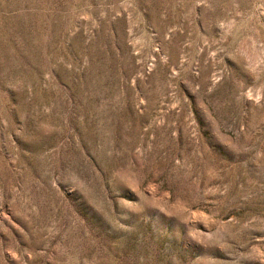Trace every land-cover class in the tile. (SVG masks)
<instances>
[{"label":"rangeland","instance_id":"1","mask_svg":"<svg viewBox=\"0 0 264 264\" xmlns=\"http://www.w3.org/2000/svg\"><path fill=\"white\" fill-rule=\"evenodd\" d=\"M0 264H264V0H0Z\"/></svg>","mask_w":264,"mask_h":264}]
</instances>
